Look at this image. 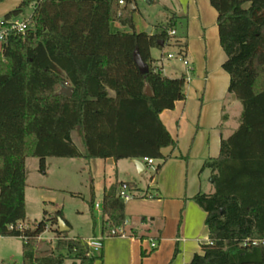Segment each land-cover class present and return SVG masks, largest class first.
I'll return each instance as SVG.
<instances>
[{"label": "trees", "instance_id": "1", "mask_svg": "<svg viewBox=\"0 0 264 264\" xmlns=\"http://www.w3.org/2000/svg\"><path fill=\"white\" fill-rule=\"evenodd\" d=\"M119 1L23 0L4 17L9 21L34 8L28 30L12 31L0 52V237L28 238L23 264H95L104 258L83 239L57 229L56 247L43 251L46 222L24 232L9 229L26 220L27 158H38L43 170L47 158L164 163L162 150L177 146L160 115L186 99L187 76H164L151 51L176 47L186 58L187 36L169 34L186 17L153 34L138 33V0H125L124 6ZM209 1L218 13L228 93L241 103L242 114L238 128L222 139L220 156L203 166L215 191L194 201L207 213L209 242L189 264H264V0ZM114 22L131 32H113ZM64 83L73 87L71 97L57 95ZM148 86L152 96L146 95ZM119 189L134 197L141 191L134 182L105 186L104 237L120 236L126 222ZM59 218L61 212L48 219L52 227Z\"/></svg>", "mask_w": 264, "mask_h": 264}, {"label": "crops", "instance_id": "2", "mask_svg": "<svg viewBox=\"0 0 264 264\" xmlns=\"http://www.w3.org/2000/svg\"><path fill=\"white\" fill-rule=\"evenodd\" d=\"M155 1L153 0L152 4ZM22 2L23 0L18 7ZM11 10L4 13L2 18ZM111 30L127 31L119 22L112 23ZM136 32L141 31L136 29ZM148 33L153 34L154 29ZM183 34L188 40L186 57L188 60L193 54L190 53L189 37L186 33ZM164 51L165 48L159 50L161 55ZM151 54L156 59L152 51ZM224 55V60H203L201 64L197 60L189 59L191 78L183 71L178 73V70L172 66H169L167 71L164 64L160 66L158 62L163 75L168 78L187 76L186 99L177 102L175 109L166 110L160 115L177 146L162 150L167 159L164 163L162 161L163 165L159 171H156L158 165L155 163L148 165L143 159H136L144 165L143 173L148 169L156 171V176L151 179L150 190L145 196L159 204V211L150 218L147 216L143 218L144 224L140 229L132 228L126 218L120 236L108 237L107 240L102 238L104 258L97 260L95 264H189L196 254L203 253L202 245L209 242L207 213L194 201V198L199 193H214L211 171L203 170V166L206 161L220 156L222 139L232 135L238 128L242 114L241 103L235 95L228 93L230 76L223 69L227 59L225 52ZM196 71L199 81L193 74ZM203 73H205L204 80L200 76ZM136 160H103L105 167L113 168V177L109 176L105 186L115 182L122 183L120 180L122 161H129V175L136 176L138 173ZM137 187L140 189L138 184ZM151 240L159 242V247L148 254ZM143 253L146 256H143Z\"/></svg>", "mask_w": 264, "mask_h": 264}, {"label": "rangeland", "instance_id": "3", "mask_svg": "<svg viewBox=\"0 0 264 264\" xmlns=\"http://www.w3.org/2000/svg\"><path fill=\"white\" fill-rule=\"evenodd\" d=\"M21 1L0 0V17L2 18L7 11L16 9ZM137 9L133 13L135 28L147 33L167 25L173 18L185 16L186 19L176 21L175 36L181 37L183 33L188 35L190 53L193 54L189 59L197 60L199 64L203 60H224L225 55L218 36L217 13L209 0H156L152 5L146 4L144 0H138ZM33 11V6L26 7L18 20L20 22L28 20ZM125 29L131 31L129 27ZM1 51L3 48L0 47ZM177 51L176 47H165L163 53L165 69L169 71L168 67L172 66L178 70V73L183 71L191 78L190 68L184 65ZM152 53L161 66L159 50L155 48ZM168 54H173L175 57L169 59ZM137 61L141 69H145L139 57ZM193 74L199 81L197 71ZM204 74H200L202 79ZM78 135L79 132L74 136L77 143H79ZM120 164L122 166L120 180L135 181L141 189L136 192V197L125 202V214L130 226L140 229L144 224L143 218L146 216L150 218L159 211L158 203L150 198H143L150 190L151 179L156 176V171L148 169L145 173L132 176L128 172L129 161H122ZM160 164H162L161 160H155V165ZM112 172L113 168L105 167L103 160L98 159L87 161L84 158H47L44 170L38 158L26 160V220L23 223L34 230L38 224L46 222L47 227L40 237V246L56 247L58 239L55 230H58V226L52 227L48 219L54 218L58 212L62 213L63 220L71 227L67 232L70 239L87 240L96 236L107 240L108 237L102 234V203L105 184L109 181L107 180L109 176L113 177ZM184 183L186 184V178ZM97 204L100 205L99 208L96 207ZM121 230L122 228L118 229L120 234L123 233ZM23 242L22 237H0V264H23ZM148 250V254L153 253L150 247ZM66 264H72V261H67Z\"/></svg>", "mask_w": 264, "mask_h": 264}, {"label": "built area", "instance_id": "4", "mask_svg": "<svg viewBox=\"0 0 264 264\" xmlns=\"http://www.w3.org/2000/svg\"><path fill=\"white\" fill-rule=\"evenodd\" d=\"M120 6H124L125 5V0H120L119 1ZM33 23V14L28 18V20H24L23 22H20L17 18H13L9 21H6L4 18L0 19V47L4 48L7 43H8V38L11 34L12 31H17L18 33H25L29 26ZM170 36L174 37L176 35V31H171ZM177 55V54H176ZM175 57V55L173 54H168V58L169 59H173ZM181 59L184 62V65L189 67L190 63L187 59L183 58L182 56H180ZM163 64V54L161 55V60H160ZM144 161L148 164V165H154L155 160L153 159H144ZM118 196H120V198H122L125 202L126 201H131L134 196L132 194H130L126 189H120L118 191ZM97 208L100 207V205H96ZM12 231H17V232H24L25 229H28V227L23 223V222H19L17 223L15 226H10L9 228ZM24 241H28V238L23 236L22 237ZM87 247L95 253H99L103 250L104 247V240L102 238H98V237H93V238H89L87 240H84ZM257 244V242H254V245ZM159 247V242L155 241V240H151L150 241V251H155L157 250Z\"/></svg>", "mask_w": 264, "mask_h": 264}, {"label": "water", "instance_id": "5", "mask_svg": "<svg viewBox=\"0 0 264 264\" xmlns=\"http://www.w3.org/2000/svg\"><path fill=\"white\" fill-rule=\"evenodd\" d=\"M144 2L146 4H148V5H152L153 0H144ZM129 10L130 11H134L135 7L133 5H130L129 6ZM160 45L163 46L164 42L160 41ZM144 68L145 69H142L143 71L146 70V66L145 65H144ZM73 92H74L73 87H71V86H69V85L64 83V84H62L61 90L57 93V95H64V96H67V97H71L73 95ZM146 95L147 96H152V92H151V89H150L149 86L146 89ZM135 165L137 167V171H138L139 174H142L145 171L144 165L141 162H139L138 160L135 161ZM69 229L70 228L66 224V222L62 218H59L58 219V230H59V232L60 233H66V232L69 231ZM48 250H49L48 247H45L43 249V251H48Z\"/></svg>", "mask_w": 264, "mask_h": 264}]
</instances>
